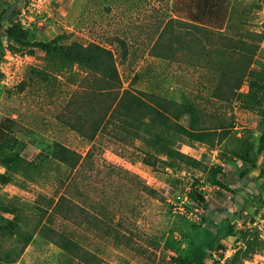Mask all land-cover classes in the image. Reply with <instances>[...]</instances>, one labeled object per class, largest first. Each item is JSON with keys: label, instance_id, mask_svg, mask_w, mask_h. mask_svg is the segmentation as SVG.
<instances>
[{"label": "rangeland", "instance_id": "rangeland-1", "mask_svg": "<svg viewBox=\"0 0 264 264\" xmlns=\"http://www.w3.org/2000/svg\"><path fill=\"white\" fill-rule=\"evenodd\" d=\"M171 1L0 0V122L12 121L0 141V221L18 224L0 242V262L167 264L219 230L204 264H223L253 228L263 249L241 264H264V0H230L219 30L186 20L166 25ZM73 39L115 50L123 87L143 101L156 93L170 102L161 123L171 156L136 140L126 151L98 142L85 158L90 142L66 122L83 113L78 86L87 72L49 51ZM225 73L239 87L232 83L221 103L224 130L205 142L172 136L175 124L188 125L172 113L181 94L209 102ZM88 78L85 86L103 85ZM77 157L84 163L72 168ZM60 195L79 205L60 215L80 245L77 256L34 231V212H47Z\"/></svg>", "mask_w": 264, "mask_h": 264}, {"label": "trees", "instance_id": "trees-1", "mask_svg": "<svg viewBox=\"0 0 264 264\" xmlns=\"http://www.w3.org/2000/svg\"><path fill=\"white\" fill-rule=\"evenodd\" d=\"M229 2L230 0H172L169 10L172 18L167 20L166 25L176 20H186L211 29H222L227 18ZM2 22L1 12L0 26ZM163 30L158 36L162 35ZM120 44V47L123 46L122 41ZM49 51L56 60H63L68 66L77 65L81 70L87 72V75L81 78V85L78 86L83 113L77 112L82 115L75 116L66 122L69 127L90 142L85 158L93 154L98 142L111 143L123 147L126 151L128 148L137 149L134 142L136 140H140L143 145L158 153L171 156L173 142L161 123L162 114L168 111L170 102L162 100L159 103L156 101L159 98L156 93H149L146 95L148 101H143L138 92L132 93L128 86L124 88L117 69L115 50L97 42L82 43L73 39L68 43H52L49 46ZM88 74L95 75L97 80H102L103 85L85 86L84 82L92 81L88 78ZM136 76L138 73L135 74ZM235 77L228 73L221 75L217 84L210 90L211 100L209 102L206 100L204 104L199 102L200 98L197 100L195 96L181 94L184 101L176 106L172 113L177 112V116L178 114L187 116L188 125L175 124L171 130L172 136H179L188 141L205 142L209 139L211 131L224 130L226 127L224 125L225 112L222 111L223 104L221 103H224L225 93L231 90L232 83L235 84L237 79ZM237 87H239V83H236L232 89ZM208 105L212 109L206 112ZM83 114L86 115L83 116ZM11 124L12 121L9 118L0 122V141L11 128ZM261 146H264V135H261ZM84 159L81 160L77 157L71 167L82 165ZM187 163L198 165V162L192 158H187ZM32 207L37 209V206L33 205ZM64 207L66 210H63ZM77 208H79L77 202L74 203L69 197L60 195L52 204L48 205L47 212L42 214L39 213V210L34 212L36 216L34 231L46 242L77 256L81 249L75 240V233L69 232L60 224V215L63 211L69 212L77 210ZM70 219L73 222L76 218L71 215ZM17 228L18 224L14 220H1L0 242L11 236ZM232 228L233 226L229 224L226 230L227 236L234 234ZM213 233L214 238L204 247L195 248L188 256L173 257L167 264H204L208 254L216 251L214 239L220 233L219 230H214ZM31 238V235L24 237L25 244H29ZM256 238L257 232L253 228L241 233L243 248L225 258L223 264H241L257 251H261L263 249L262 241H257ZM0 264L8 263L1 261Z\"/></svg>", "mask_w": 264, "mask_h": 264}]
</instances>
